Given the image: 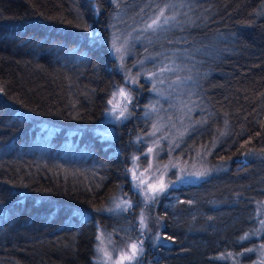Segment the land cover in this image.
Masks as SVG:
<instances>
[{"label": "trees", "instance_id": "obj_1", "mask_svg": "<svg viewBox=\"0 0 264 264\" xmlns=\"http://www.w3.org/2000/svg\"><path fill=\"white\" fill-rule=\"evenodd\" d=\"M129 1L178 9L176 35L207 74L191 139L214 140L213 162L231 165L207 186L175 187L196 198L193 219L157 201L166 241L147 239L142 264H231L222 256L236 261L249 245L264 198V158L250 157L264 155V0ZM114 10L112 0H0V264H93L99 227L120 224L102 208L130 190L132 131L111 141L95 130L120 80Z\"/></svg>", "mask_w": 264, "mask_h": 264}, {"label": "rangeland", "instance_id": "obj_2", "mask_svg": "<svg viewBox=\"0 0 264 264\" xmlns=\"http://www.w3.org/2000/svg\"><path fill=\"white\" fill-rule=\"evenodd\" d=\"M112 2L108 43L120 80L95 130L111 141L132 131L124 170L130 190L117 191L102 208L119 216L120 224L99 227L93 264H142L146 241H166L155 215L157 201L163 196V204L180 205L182 214L191 209L188 216L193 219L200 211L196 198L175 187L207 186L205 180L227 172L231 165L228 160L213 162L214 140L202 144L191 139L205 120L200 96L207 74L176 35L183 23L174 20L178 9L160 1L152 7L136 6L135 1L131 5L129 0ZM250 157L261 163L264 155ZM255 204L257 223L244 236L249 245L236 261L229 251L222 256L231 264H264V198Z\"/></svg>", "mask_w": 264, "mask_h": 264}]
</instances>
